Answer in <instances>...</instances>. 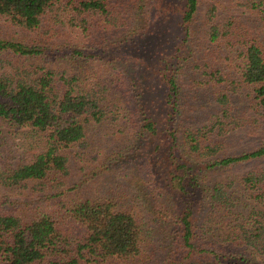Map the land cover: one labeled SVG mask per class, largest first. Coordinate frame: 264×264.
<instances>
[{
  "label": "trees",
  "instance_id": "1",
  "mask_svg": "<svg viewBox=\"0 0 264 264\" xmlns=\"http://www.w3.org/2000/svg\"><path fill=\"white\" fill-rule=\"evenodd\" d=\"M161 1L165 6L174 5L177 12L169 18L160 9V22H153L148 31L128 42L122 38L126 29L131 30L134 17L111 0H0V17L16 27L36 31L53 20L69 27L78 38L65 53L71 58L70 68L62 69L29 62L53 50L45 41L0 37V118L14 127L40 133L42 142V149L26 162L0 166V183L13 188L34 182L47 192L30 213L0 209V264L134 260L144 253L148 224L163 225L168 237L174 235L180 256L199 255L210 258L211 264H263L254 257L264 254L263 167L244 174L243 183L254 205L230 223L225 236L233 249L241 251L217 252L211 247L214 241L206 246L202 236L206 228L213 230L208 219L222 211L233 213L236 202L228 183L217 182L207 188L201 181L203 167L193 161L209 168L232 165L263 157L264 145L241 155L223 154L221 137L248 124L246 117L234 111L230 86L220 87L215 94L216 111L208 123L182 127L177 72L188 58L184 43L199 19L201 0ZM250 3L260 9L264 25V0ZM217 10L211 4L203 15L206 36L211 43L232 48L234 59L238 51L241 61L232 74L219 66L209 74L218 83L250 89L264 109V50L249 31L238 29L235 21L217 19ZM98 27L106 31L105 39L94 36ZM181 30L184 37L175 46ZM96 65L105 68L107 76L100 73L97 77L98 72L92 71ZM126 81L129 90L124 88ZM121 116L136 130L139 141H145L142 155L135 152L139 144L129 153L138 193L134 198L130 194L70 197L65 179L72 173V148L86 142L94 123ZM147 217L151 218L148 224Z\"/></svg>",
  "mask_w": 264,
  "mask_h": 264
},
{
  "label": "rangeland",
  "instance_id": "2",
  "mask_svg": "<svg viewBox=\"0 0 264 264\" xmlns=\"http://www.w3.org/2000/svg\"><path fill=\"white\" fill-rule=\"evenodd\" d=\"M111 2L134 17L131 22V30L126 29L124 33L127 38H124L123 35L122 39H126V41L132 39L134 35H141L148 31L153 22L159 23V20L163 18L159 15L160 9L169 18L170 14L176 11L174 5L173 7L165 6L166 2L163 3L161 0H111ZM211 4L218 8L217 19L223 22L232 21L234 23L235 21L234 25L238 29L249 31L253 39L259 42L264 50V25L261 12L259 8L251 7L250 0H201L199 19L193 25L192 35L184 43V49H188V58L185 60V65L180 67L179 71L177 70V78L181 88L179 122L183 128L202 126L208 123L210 115L216 111L215 94L221 89L220 87L230 86L234 111L237 115L246 117L248 124L221 137L225 144L222 152L226 156L241 155L264 145V117H262L264 109L257 104L250 89L233 88L230 84L226 85L225 82L218 83L213 75L210 76L209 73L218 66L223 68L226 73L232 74L234 70H237L235 65L241 61V58L238 57V51H236L237 58L234 59L232 48L228 45V47L226 45L222 47L223 44L211 43L208 40L205 33L208 26L203 15ZM177 14L179 15V12ZM95 35L105 39L106 31L98 27L94 32ZM0 37L35 43H38L39 40L40 42L45 41L53 50L48 55H43L44 57L29 59V62H35L36 65L42 62L47 66L62 69L70 68L69 60L71 58L66 57L65 53L69 52L67 49L78 41L74 31H70L69 27L60 23L55 24L53 20H47L42 29L25 31L12 25L3 17H0ZM183 37L184 33L181 30L178 32V41H175L174 45L179 46L178 43ZM106 42L108 43L107 40ZM54 50L60 51L59 55L53 54ZM81 68L80 66L79 69ZM104 69L98 65L92 66L93 73L98 72L97 77L100 76V73L107 76L104 74ZM151 69L153 72L156 71V67H152V65ZM103 78L105 79V77ZM126 83L128 86L126 85L124 88L129 90V81ZM118 90L120 99L123 100L121 86ZM89 129L86 142L71 150L70 166L72 173L65 179L67 187L70 188L68 194L70 197H78V195L113 197L130 194V197L134 198L135 194L138 193V181L135 182L133 179L136 177L133 175L136 169L131 167L135 164L130 163L131 154L129 153L131 150L134 151L136 144H139L135 152L138 151L142 155L141 145L145 141H139L136 130L132 126L128 127L122 116L117 119H108L105 123H94ZM39 139L40 133L33 132L29 128L14 127L8 121L0 118V166L17 165L29 160L34 153L42 149V142ZM140 155H137L139 164L142 162L141 159L139 160ZM194 156L191 155L195 158ZM193 164L203 167L200 171L201 181L207 188L217 182L228 183L230 193L234 197L236 202L234 212L222 211V213L212 215L207 223L213 230L206 228L202 233V236L205 237L206 246L214 241V246L211 247L215 251H229L233 248L225 240V236L230 223L240 213L247 212V209L254 205L251 192L245 187L242 178L247 171L253 168H264V156L236 162L232 165L211 168L207 167L206 164L202 166L197 160H194ZM40 187L34 182L13 188L5 187L0 183V209H8L22 214L30 213V210L41 204L47 195L46 191L38 189ZM137 210L140 211L141 207ZM150 219V217L146 218L147 224L151 222ZM173 236H167L163 225L151 226L148 224V230L145 229L143 255L134 260L114 261L108 264H167L168 261L169 264L175 263V261L176 264L212 263L210 258H201L199 255L191 254L188 258L185 257L186 254L180 256L181 253L177 251L178 243L175 242ZM233 250L241 251L240 248ZM254 257L264 264V254H255ZM169 259H171V263Z\"/></svg>",
  "mask_w": 264,
  "mask_h": 264
}]
</instances>
